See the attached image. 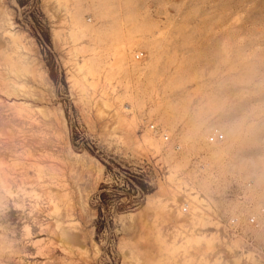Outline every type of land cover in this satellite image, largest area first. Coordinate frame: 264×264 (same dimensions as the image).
Wrapping results in <instances>:
<instances>
[{"label": "rangeland", "instance_id": "374dc122", "mask_svg": "<svg viewBox=\"0 0 264 264\" xmlns=\"http://www.w3.org/2000/svg\"><path fill=\"white\" fill-rule=\"evenodd\" d=\"M0 264H264V0H0Z\"/></svg>", "mask_w": 264, "mask_h": 264}, {"label": "built area", "instance_id": "2783aa9c", "mask_svg": "<svg viewBox=\"0 0 264 264\" xmlns=\"http://www.w3.org/2000/svg\"><path fill=\"white\" fill-rule=\"evenodd\" d=\"M142 55H141V53H136V55H135V57L136 58H140ZM150 128L154 131V132H156V133H159V134H161L165 139H167V134L159 127V126H156V125H151L150 126ZM221 139H223V136H221V135H212L211 137H210V141H212V142H214V141H219V140H221ZM251 222L252 223H255V218H252L251 219Z\"/></svg>", "mask_w": 264, "mask_h": 264}]
</instances>
